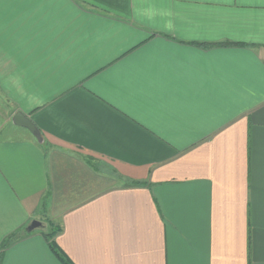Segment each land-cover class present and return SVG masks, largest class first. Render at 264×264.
I'll return each instance as SVG.
<instances>
[{
    "label": "crops",
    "instance_id": "crops-1",
    "mask_svg": "<svg viewBox=\"0 0 264 264\" xmlns=\"http://www.w3.org/2000/svg\"><path fill=\"white\" fill-rule=\"evenodd\" d=\"M56 226L71 264H264V0H0V264H65Z\"/></svg>",
    "mask_w": 264,
    "mask_h": 264
},
{
    "label": "trees",
    "instance_id": "trees-1",
    "mask_svg": "<svg viewBox=\"0 0 264 264\" xmlns=\"http://www.w3.org/2000/svg\"><path fill=\"white\" fill-rule=\"evenodd\" d=\"M138 183V182H136ZM141 183V182H140ZM139 183V184H140ZM59 230V227H54L53 232L47 233L46 236L48 237L50 241V246L54 253L65 263V264H71L65 255L63 254L62 250L58 247V245L55 243L54 239H52L53 235ZM21 237L19 232L12 233L2 244L1 251H0V260L3 258L4 250L7 248L13 241Z\"/></svg>",
    "mask_w": 264,
    "mask_h": 264
},
{
    "label": "water",
    "instance_id": "water-1",
    "mask_svg": "<svg viewBox=\"0 0 264 264\" xmlns=\"http://www.w3.org/2000/svg\"><path fill=\"white\" fill-rule=\"evenodd\" d=\"M14 122L18 125L25 126L32 131L34 135L37 136L38 139H42V134L36 124L25 114L23 111H18L14 117ZM41 225V222L34 220L32 225L29 227L30 230Z\"/></svg>",
    "mask_w": 264,
    "mask_h": 264
}]
</instances>
